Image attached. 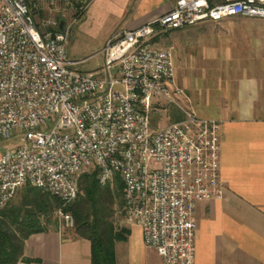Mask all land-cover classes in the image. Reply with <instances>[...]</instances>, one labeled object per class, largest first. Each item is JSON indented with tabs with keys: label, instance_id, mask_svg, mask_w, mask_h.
Returning <instances> with one entry per match:
<instances>
[{
	"label": "built area",
	"instance_id": "built-area-1",
	"mask_svg": "<svg viewBox=\"0 0 264 264\" xmlns=\"http://www.w3.org/2000/svg\"><path fill=\"white\" fill-rule=\"evenodd\" d=\"M53 1V0H52ZM264 20V0H176L166 13L123 29L105 44L103 65L81 71L68 57L60 20L37 24L27 0H0V210L26 186L59 198L78 193V175L101 185L118 175L124 220L163 264H194L201 200H223L221 122L198 116L179 86L167 32L201 22ZM181 118L153 127L157 113ZM63 227L73 216L60 208Z\"/></svg>",
	"mask_w": 264,
	"mask_h": 264
},
{
	"label": "crops",
	"instance_id": "crops-1",
	"mask_svg": "<svg viewBox=\"0 0 264 264\" xmlns=\"http://www.w3.org/2000/svg\"><path fill=\"white\" fill-rule=\"evenodd\" d=\"M123 11L106 42L166 13L176 0H110ZM105 46V45H104ZM237 77L222 99L193 105L198 116L221 122L220 177L223 200H201L196 222L194 264H264V73ZM114 244L116 264H163L147 248L139 226H124ZM29 262L19 264H91L87 239L58 230L31 235L24 245Z\"/></svg>",
	"mask_w": 264,
	"mask_h": 264
},
{
	"label": "rangeland",
	"instance_id": "rangeland-1",
	"mask_svg": "<svg viewBox=\"0 0 264 264\" xmlns=\"http://www.w3.org/2000/svg\"><path fill=\"white\" fill-rule=\"evenodd\" d=\"M27 3L37 24L54 19L62 20L69 27L68 57L72 61H80L76 66L79 70L89 72L101 68V50L115 24L121 21L124 10L117 9L110 0H27ZM156 43L173 46L178 84L196 104L225 97L227 88H232L238 76L264 73L262 19L239 17L222 22H201L167 32ZM172 109L154 115L152 126L174 122L175 111ZM15 145L13 140L1 141L0 153ZM90 172H81L77 181L81 175ZM114 181V178L110 181L111 188L115 186ZM20 191L10 204L17 202ZM112 221L116 228L127 226L117 202ZM48 229L58 230L68 237L76 234L75 227H63L56 212Z\"/></svg>",
	"mask_w": 264,
	"mask_h": 264
},
{
	"label": "trees",
	"instance_id": "trees-1",
	"mask_svg": "<svg viewBox=\"0 0 264 264\" xmlns=\"http://www.w3.org/2000/svg\"><path fill=\"white\" fill-rule=\"evenodd\" d=\"M173 113V120L181 118L176 111ZM114 180L111 188L110 182H98L96 171L81 175L76 198L64 207L59 198L42 189L31 185L20 188L17 202L10 201L0 210V264L29 262L24 257L25 241L31 235L49 231L52 216L60 208L74 218V237L90 242L91 264H116L114 244L126 239L127 230L116 228L112 221L116 202L124 215V185L118 175H114Z\"/></svg>",
	"mask_w": 264,
	"mask_h": 264
},
{
	"label": "water",
	"instance_id": "water-1",
	"mask_svg": "<svg viewBox=\"0 0 264 264\" xmlns=\"http://www.w3.org/2000/svg\"><path fill=\"white\" fill-rule=\"evenodd\" d=\"M63 25H64V22L62 20H60V22H59V30L63 29Z\"/></svg>",
	"mask_w": 264,
	"mask_h": 264
}]
</instances>
